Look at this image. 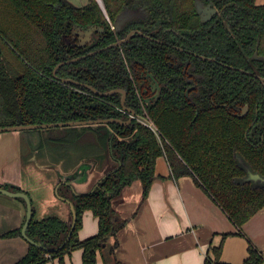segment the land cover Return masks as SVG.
<instances>
[{
	"label": "trees",
	"instance_id": "16d2710c",
	"mask_svg": "<svg viewBox=\"0 0 264 264\" xmlns=\"http://www.w3.org/2000/svg\"><path fill=\"white\" fill-rule=\"evenodd\" d=\"M101 1L103 8L96 0H88L82 7L65 0H0V128L127 118L118 109L121 94L101 96L87 87L62 83L63 79H71L99 92L125 90V105L134 109L138 117L148 116L161 139L137 119L127 126L109 124L121 137L114 146L121 153L119 167L105 174L94 190L74 197L75 225L63 247L66 221L57 216L36 220L32 212L27 235L41 246L29 244L26 255L15 264H45L55 258L63 264L64 255L74 250H82L81 264H96L99 254L104 264H120L115 257L116 234L126 220L114 218L112 200L136 180L141 184V198L146 199L156 159L163 155L173 178L193 177L236 227L241 228L264 207V182L244 180L247 169L264 179V127H256L253 113L238 118L228 106H216L228 97L214 90L208 94L206 89L209 82H219L235 71L172 47L178 45L231 66H243L264 77V61L252 59L256 45L258 54L264 55V5L256 6L255 0H212L223 13L229 31L221 20L213 26L200 23L194 0ZM124 10L130 18L119 30L112 29ZM72 26L84 30L96 26L102 31L95 32V43L75 48L61 41ZM166 28L178 30L181 36L168 39ZM133 29L153 38L168 39L169 44L160 45L134 34L108 47ZM92 51L96 52L88 55ZM74 58L79 59L64 63L54 72L60 62ZM186 59L189 64L184 63ZM169 61L179 65L172 67ZM143 69L163 78L164 83L172 74L176 77L175 89L169 84V90L145 109L136 96L133 79L135 72ZM182 69L201 79L191 102L183 95ZM239 74L243 92L236 99L241 104L251 100L261 103L262 83ZM86 211L97 218L98 230L80 240L78 231ZM17 236L20 229L1 235ZM221 254L222 244L211 246L203 264H228L221 260ZM263 263V256L249 242L242 264Z\"/></svg>",
	"mask_w": 264,
	"mask_h": 264
},
{
	"label": "crops",
	"instance_id": "0c3cea01",
	"mask_svg": "<svg viewBox=\"0 0 264 264\" xmlns=\"http://www.w3.org/2000/svg\"><path fill=\"white\" fill-rule=\"evenodd\" d=\"M256 4L263 5L264 0H256ZM87 132L90 135L76 139L72 147H62L53 158L49 149L60 144L47 142L48 151H32L23 132L0 133V184L25 190L35 218L55 215L70 222L67 201L74 204L75 200L64 184L66 191L59 193L62 176L75 172L70 181L73 191L85 193L94 190L100 177L118 166L119 157L98 166L105 153L97 149L106 141L99 142V130ZM51 160L57 164L54 171L48 168ZM154 174L146 199L141 198L140 182L134 181L112 200L114 218L126 220L116 234L115 257L120 264H203L209 248L220 244L223 262L242 264L249 242L264 258V207L238 228L193 177L172 178L164 156L156 160ZM25 214L20 200L0 194V232L22 226ZM97 230V218L90 211L84 212L78 238L93 236ZM27 247L21 236L0 238V264L20 258ZM81 258L82 250H75L64 264H81ZM45 264L58 263L55 259ZM96 264H104L100 254Z\"/></svg>",
	"mask_w": 264,
	"mask_h": 264
},
{
	"label": "flooded vegetation",
	"instance_id": "af4514ba",
	"mask_svg": "<svg viewBox=\"0 0 264 264\" xmlns=\"http://www.w3.org/2000/svg\"><path fill=\"white\" fill-rule=\"evenodd\" d=\"M254 2H255L256 6H263L264 5V4L263 5H257L256 0ZM196 5L199 6L201 12L197 11ZM194 8H195V13L197 14V17H198L200 23H209L210 25L213 26L214 24L217 23V21L221 20V23L224 26H226V28L229 31L231 30V28L227 25L225 19L223 18V13L214 5L212 0H194ZM159 29H160L159 26H157L156 30H159ZM165 31L169 32V38L168 39H171V40H173L176 36H181V33L178 30L173 29V28H166ZM134 34L145 37L151 41H155V43L160 44V45L169 44L167 41L168 39L153 38V37L148 36V35L142 33L139 30H136V29L130 30L129 33L127 34V36L130 35V37H131ZM81 37L84 40L85 36L83 35ZM89 37H90L89 42L86 43L85 45H82V42L79 41L77 31L74 30V28L72 26L70 28L69 33L61 36V41L66 46H72L75 48H84V47H87V46L95 43V41L97 39V37L95 36V32L90 34ZM113 44L109 45L108 47H113ZM118 44H120V43H118ZM172 47L176 51L185 53V54L192 56L194 58H199V59H201L207 63L216 65L218 67H222V68L229 70V71H231V70L235 71L234 73H232V72L229 73L228 76L224 77L219 82H209L208 86L206 87L208 94L211 93L212 90H214L215 93L228 97V99L223 104H215V105L216 106H228L232 115H234L238 118H243L246 115L253 113L254 114V120L256 123V127L257 126L264 127V108H263L264 99L261 103L258 100H255L254 102H253V100H251L249 103L245 102L243 104L240 103L239 99H236L243 92L241 85H240L242 78H240L239 73L260 81L262 83L261 85L263 86V88L261 90V93L260 92L259 93L262 96H264V77L263 76L259 75L255 70H251V69H247V68L245 69V67H243V66L242 67L231 66V65H228L226 63H222L220 61H217L213 57H206V56L198 54L194 51L185 50L184 48H182L178 45H172ZM95 52L96 51H92V52H89L88 54H90V53L94 54ZM78 59L79 58L70 59V60H67L65 63H71V62L77 61ZM252 59L264 61V55L258 54L257 45H256V47L252 53ZM188 62L189 61L187 59L184 61V63L189 64ZM168 63L172 67H177L179 65L178 62H174V61H169ZM181 64H182V62H181ZM181 74H182L181 76H182V79L184 80V84H185L184 90H183V95H184L186 100L191 102V99L198 93V91L200 89L201 79L196 74L188 73L186 71V69H182ZM134 75L135 76H133V79H134V83H135V89L137 91L136 96H137L139 103L143 109H145V107L156 102L164 91L169 90V86H168L169 84H170V86H172L173 89H175V87H176L175 82H174V79H176V77L173 74L170 76L171 78H168L169 80L166 81V83L163 82V78H161V79L157 78L152 72H150L147 69L138 70L137 72H135ZM208 80H210V79H208ZM65 84H72V83H65ZM75 85H78V84H75ZM82 87H84V86H82ZM92 88L93 89H90V88L89 89L92 92H94L95 94L101 95V96H109V95H114L116 93L121 94L120 105H121V99L123 97V92H125L124 94H125V100H126L127 94H126V91L123 89H113V90H109L106 92H99L94 87H92ZM111 91H115L116 93L106 94V93L111 92ZM102 94H105V95H102ZM254 104H256V105H254ZM124 105H125V101H124ZM125 107L134 111V114H132L127 109H124L122 106L120 108H118L119 110L121 109L124 111V112H122L120 110L122 113H124L127 116L126 119H123V118H121V119L120 118H104V119L98 118V119H94V120H81V121L117 119V120H121L122 122H127L129 120L132 121L136 117L138 118L137 121H139L140 119L150 120L148 118V116L138 117L136 115L134 109L129 108L126 105H125ZM131 121H130V123L123 125V126L130 125ZM68 122H77V121H68ZM68 122H59V123L66 124ZM111 123H116V122L93 123V124H87L84 126L83 125H81V126L62 125V126H55V127H46V128H41V129L24 130L23 133L27 139L28 146L32 149V151L45 150L46 143L49 142V143H53V144H60V146H54L56 148L55 150L59 151V153H60V150L62 147H64V148H66V146L68 148H69V146L72 147L75 140L80 138L82 136V133H84L85 131L95 130L98 133V130L100 131V129H104V133H101V131H100L101 139L99 142L102 143L103 140L105 139L106 145L102 144V146H98L97 152L98 153L99 152L100 153L110 152L111 155H114L113 150L116 149L114 147L115 143L117 142L116 140H121V137L119 135H117L113 131V129L109 126V124H111ZM140 123H142V122H140ZM45 124H50V123H45ZM142 124H144V123H142ZM31 125H43V124H31ZM20 126H27V125H20ZM12 127H14V126H12ZM58 127L63 128V131H65V134H61V136L53 137V139H55V141L51 140L50 137L45 138L44 133L46 130H49L51 128H58ZM3 128H5V127H3ZM64 129H67V130H64ZM71 129H73V131H71ZM72 132L74 134L71 136L70 134ZM158 139H161L160 134L158 136ZM49 150H52V149H49ZM94 151H95V149H94ZM160 157H162V156H160ZM106 174H107V172H106ZM0 187L8 189V186L4 185V184H0ZM22 203L24 204V201ZM72 205L74 206L75 202ZM31 206H32V202H31ZM33 216H34V213H33Z\"/></svg>",
	"mask_w": 264,
	"mask_h": 264
},
{
	"label": "water",
	"instance_id": "95a60500",
	"mask_svg": "<svg viewBox=\"0 0 264 264\" xmlns=\"http://www.w3.org/2000/svg\"><path fill=\"white\" fill-rule=\"evenodd\" d=\"M100 5L101 7L103 8V5H102V1L101 0H96ZM196 8H197V11L198 12H201L200 8L198 5H196ZM130 18V14L127 10H124L122 13H120L115 22H114V25H112V29L114 30H119L121 28V26L127 21V19ZM74 30L77 31L78 33V37H79V41L82 42V45H85L86 43L89 42V36L90 34H92L93 32H101L102 31V28H99V27H96V26H91L87 29H82L80 27H76V26H73ZM85 36L84 40L82 39L81 36ZM131 35V34H130ZM130 35H128L125 39L123 40H120L116 43L113 44V46H116L118 43H122L124 41H126ZM93 53H90L88 55H92ZM85 57V56H84ZM82 57V58H84ZM65 62H60L54 69V72L56 71V69L63 65ZM63 83H72V84H78V85H81V86H84V87H88L90 89H93L91 86L87 85V84H79L78 82L74 81V80H71V79H63L62 80ZM116 93L115 91H111V92H108L106 94H114ZM125 92H123V97L121 99V106L124 108V109H127L130 113L134 114V111L133 110H130L128 108L125 107L124 105V101H125ZM102 95H105V94H102ZM131 120L127 121V122H122L121 120H117V119H112V120H96V121H77V122H68L66 124H62V123H50V124H43V125H27V126H14V127H5V128H0V133H6V132H23L24 130H30V129H41V128H46V127H55V126H62V125H67V126H81V125H87V124H93V123H103V122H106V123H109V122H116L117 124H121V125H126L128 123H130ZM121 157V156H120ZM120 157L118 159V166L116 168L119 167L120 165ZM100 160V158H99ZM109 172V171H108ZM247 172V176L246 178L244 179L245 181H253V182H256V181H262L264 182V179L258 175V174H254L252 173L249 169L246 170ZM75 172H73L72 174H69V175H64L62 176V183L64 185L67 186V189L68 190H72V196L75 197L77 195H81V194H86V193H89L91 191H88V192H85V193H77L75 191H73V187L70 183V181L72 180L71 176L74 174ZM106 174V173H105ZM104 174V175H105ZM103 175V176H104ZM103 176L100 177L103 178ZM155 176V174H154ZM172 177V176H171ZM173 178V177H172ZM99 179V180H100ZM99 180L96 184V186L98 185L99 183ZM154 180V179H153ZM137 181V180H136ZM139 182V181H138ZM129 186V185H128ZM15 189V191L13 190L12 187H8V189H5V188H2L0 187V194L1 195H5V196H9L11 198H15L17 200H23L24 201V205L26 206V214H25V221L24 223L22 224V226H19V227H14V228H11V229H8V230H4L2 232H0V238H3V239H8V238H4V237H1L2 234L6 233V232H9L13 229H20V236L22 238H24L27 242H28V247H29V244H34V245H37V246H41L39 243H36L34 242L28 235H27V226L32 218V212L34 213V209L32 208L31 206V200H30V197L28 195V193L23 190L22 188L18 187V186H13ZM96 188V187H95ZM123 191V190H122ZM121 191V192H122ZM75 200V199H74ZM67 201V200H66ZM22 202V201H21ZM69 206H70V210H71V214H72V219L71 221H66V223L68 224V230H67V233L65 235V238H64V241L63 243L61 244L60 247H63L67 242L68 240L70 239L71 237V234H72V231H73V228H74V225H75V208L74 206L72 205V203L70 201H67ZM33 210V211H32ZM50 216H55V215H50ZM47 217V216H46ZM58 217V216H57ZM45 218V217H43ZM60 218V217H59ZM36 220H39L37 218H35ZM42 219V218H41ZM63 220V219H62ZM65 221V220H64ZM18 237V236H17ZM111 240H114V237H111ZM28 247H27V250L25 252V254H23L20 258H17L15 260H13L12 262H10L9 264H15L16 262H18L20 259H22L27 251H28ZM51 250V249H50Z\"/></svg>",
	"mask_w": 264,
	"mask_h": 264
},
{
	"label": "rangeland",
	"instance_id": "374dc122",
	"mask_svg": "<svg viewBox=\"0 0 264 264\" xmlns=\"http://www.w3.org/2000/svg\"><path fill=\"white\" fill-rule=\"evenodd\" d=\"M65 1L69 2L70 4H72L74 6L82 7V6H84L87 3L88 0H65ZM100 131H101V133H104V129H100ZM61 134H65V131H63V128L58 127V128H51L49 130H46L45 133H44V136L45 137L53 138L55 136H61ZM87 135H90V133L87 132V131H85L84 133H82V137H86ZM52 146H53V143H52ZM46 150L47 149H45V151ZM50 152H51V158L59 155V151H57L55 149H52ZM113 153L115 155L114 157L110 154V152H105L104 157L101 160L97 161L98 166H101V164H106V162L108 161V159H115L116 157H120L121 156L120 151H118L117 149H114L113 150ZM34 159L35 160H38L36 157ZM54 165H57V164H55L51 160V166H50V164H48V168H50L52 171H54L55 170V166ZM115 169L116 168H114L113 170H115ZM113 170H111V171H113ZM93 173H95V171H93ZM59 185H60L59 193L65 192L66 189H65V186L63 185V183H60ZM71 193H72V191H71ZM58 196H59V194H58ZM74 251H72L69 255L68 254L64 255V257H63V264L65 263L66 258H68ZM55 259H56V261H57L58 264H61L59 262V259L58 258H55ZM55 259H53V260H55ZM50 261H52V260H50ZM50 261H48L47 263H50Z\"/></svg>",
	"mask_w": 264,
	"mask_h": 264
},
{
	"label": "built area",
	"instance_id": "2783aa9c",
	"mask_svg": "<svg viewBox=\"0 0 264 264\" xmlns=\"http://www.w3.org/2000/svg\"><path fill=\"white\" fill-rule=\"evenodd\" d=\"M121 111L124 112L123 110H121ZM135 119L138 120L137 117ZM139 121L142 122V123H144L149 129H151L155 133V135L157 137L159 136V132H158L157 128L155 127V125L153 124L152 121H150V120H144V119H140ZM46 257H48V255H46Z\"/></svg>",
	"mask_w": 264,
	"mask_h": 264
}]
</instances>
